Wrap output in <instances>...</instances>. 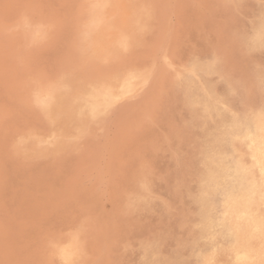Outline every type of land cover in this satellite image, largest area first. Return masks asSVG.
Here are the masks:
<instances>
[{
  "label": "rangeland",
  "instance_id": "rangeland-1",
  "mask_svg": "<svg viewBox=\"0 0 264 264\" xmlns=\"http://www.w3.org/2000/svg\"><path fill=\"white\" fill-rule=\"evenodd\" d=\"M94 1H97V0H0V110H1L0 112H1V116L2 115L4 116V113H5V116L4 117L2 116L3 118L0 116V121H1L0 122L1 124L0 125V131H1L0 132V144H1L0 145V157H1L0 158V177H1L0 178V215H1L0 216V226H1L0 227V244L1 245L0 246L2 247V245H4V247L2 248L5 249L3 250L0 247V252H3V253H0V256H1L0 263L1 264L3 263L4 264H17V263L18 264H78V263L79 264H88V263L95 264L96 262V264H103V263L104 264H157V263L158 264H189V263L190 264H201L198 259V255H197V247H198L197 245L199 244L198 243L199 242V239H198V228L199 227H198V224H196L197 223L196 216H197L198 211H200L205 206L204 200L207 201L211 195L214 197L216 195L217 198H219L220 196V192L218 193L219 188L217 191V187L213 188L211 186L209 187L207 186L206 179H205L206 169L208 165L210 164L211 159L214 156L213 152L216 150V148L222 147L224 143H226L225 124L227 123L228 118L232 114H235L238 116L242 114L249 115L250 113L255 112L256 108L257 109L264 108V102H263L264 96L261 95V93L263 94V85H262L263 83L261 82L263 78L262 76H264V56H263L264 55V45H259L254 41L255 31L258 28L260 21L264 19V0H230V1L229 0H173V1L170 0L171 2H168V3L166 0H155V1L154 0H110V1L109 0H101V1L98 0L100 2L98 1L94 2ZM132 1L137 2V3H133ZM151 1H153V3ZM156 1H157V4L155 3ZM101 2H102V5H101ZM104 3L107 5H105ZM154 4L157 5V8ZM199 5H200V8H199ZM30 8L32 11L30 10ZM169 9H172V10H170L169 12L168 11ZM203 10L204 12L205 11L206 12L205 13L202 12ZM164 11H166V14L164 13ZM138 13L139 14L141 13V14L139 15ZM146 13L148 14V17L145 16ZM24 16H26V18ZM52 16H55L56 18L54 17L52 18ZM140 16H141V19H140ZM20 17H24V18H20ZM108 17L109 19H106ZM209 17H211L212 19ZM43 18L45 19V21L43 20ZM136 18L137 20H135ZM230 18L233 20V22ZM22 19L26 21L24 22V20ZM37 19H39V21ZM85 19H88L90 21L85 20ZM101 19H102V22L100 21ZM105 20H107V22ZM140 20L142 22H140ZM224 20L226 21L227 24L225 23ZM249 20L252 23H250ZM38 22L41 25H39ZM36 23L37 25L34 26V24ZM107 23H110L111 26L108 24V26H110L108 27ZM116 23H120L119 24L120 27H118V24ZM122 23L124 27L123 25H121ZM144 24L145 26H143ZM202 24L205 26V29ZM15 25L16 27H14ZM141 25L142 27H140ZM161 25L164 27H162ZM1 26L3 29L1 28ZM8 26L10 30L8 29ZM30 26H32L34 29ZM8 30H9V33H8ZM245 30L246 32H248L247 34ZM43 31L45 32V35ZM159 32L161 34H159ZM121 34L124 36H122ZM129 34L131 35V37ZM118 35L119 36L121 35V36L119 37ZM25 38L27 39V41H25ZM125 38L127 40H125ZM131 39H133V41ZM167 47H169V49H167ZM166 49L168 51H166ZM155 50H156L157 55L155 53ZM53 51H54V54H53ZM166 54L168 55L166 56ZM253 55L254 57H252ZM179 58H181V60H179ZM170 59H172L173 61ZM226 59L229 61H227ZM246 59L248 60L246 61ZM155 60L157 61L160 60V61L158 63ZM161 60L162 61L164 60V61L162 62ZM151 63H153L152 66H151ZM156 63H158L157 67H156ZM153 65L156 67L154 68L155 70L153 69L154 67ZM148 67L149 68L151 67L152 69H149ZM45 69L47 70V72L45 71ZM145 69L149 71V73L145 72ZM187 69L189 70L188 73H187ZM41 70H43V72H41ZM150 70H153V72L151 71V75H150ZM35 74H38V75H35ZM234 75L236 77H234ZM218 76L220 77L218 78ZM245 76L246 77L248 76V78H246ZM257 76L258 78H256ZM144 77L145 78L150 77V78L145 79ZM156 77L158 78L156 79ZM29 78L30 79L32 78L31 80L33 81L35 80V81L34 82L31 81ZM65 78H67L68 80ZM76 82L78 83V85ZM22 83L25 86H22L23 85ZM36 83H38L39 86ZM145 83L148 85V87ZM69 84H71L72 89L69 87ZM149 84L151 85V87L149 86ZM143 85L145 86V88ZM161 86L163 89L161 88ZM61 87L64 89H61ZM103 87H105V89ZM29 88H31L32 90ZM140 89L143 91L145 89L146 90L151 89L152 91L150 90L147 93V91L145 90L144 91L145 93H144L142 91H139ZM71 91L73 93H71ZM131 91H135V93L134 92L131 93ZM39 93L41 94V97ZM68 93L69 94L71 93L70 94L71 96ZM77 93H80V95L81 94L82 95L80 96ZM146 93L149 95H145ZM166 93H168L169 96ZM181 93L185 94L184 97L182 96L183 94ZM127 94L129 95V97L127 96ZM247 94H249L250 96L248 95L247 97ZM82 96L85 97V99H81ZM38 97L41 99L43 97L45 98L41 100V99H38ZM90 97L92 99H89ZM130 97L133 99H131ZM138 98L141 99L143 102L139 100ZM128 99H130V101L133 100L134 102L132 103L130 101H127ZM146 99L147 100L149 99V100L147 101ZM99 100L102 102H100ZM154 100L156 102H154ZM62 101L63 102L65 101V102L63 103ZM107 101H109V103ZM56 102L57 104H55ZM72 102H73V105H71ZM12 103H13V106H12ZM105 104H108V106ZM110 104L112 106H110ZM250 104L253 107H251ZM130 105H132V108L134 109L130 110ZM164 105H165V108H164ZM186 105H188L190 108L188 106L186 108L185 107ZM126 106L128 108H126ZM193 106H196V107H193ZM113 107L115 108L118 107V109L117 108L115 109ZM139 107H143L144 109L139 108ZM61 108H64V109H61ZM106 108L107 110H105ZM112 108L114 110H112ZM135 109L137 110L136 113H135ZM139 109H142V111ZM104 110L106 112H104ZM217 110L219 112L220 117L218 115ZM118 112H120L121 114ZM188 112L189 113L191 112V113L189 114ZM71 113L73 115H71ZM104 114L106 115V117H104ZM108 114H110L111 117ZM94 116H98V117H94ZM131 116L133 117L131 118ZM72 117L74 118L73 120H72ZM133 118L136 120V122ZM107 119H109L110 122L107 121ZM113 119H114V122L117 121L116 125L113 122ZM57 121H60V122H57ZM85 121L86 123H83ZM89 121L92 123H90ZM103 121L104 122L106 121V122L104 123ZM120 124L122 125L120 126ZM157 124L159 126H157ZM81 125H85V126H81ZM104 125H107V126H104ZM102 128L103 129L107 128V129H105L106 130L105 131V130H102ZM180 128L182 130H180ZM199 128L200 129L202 128V129L200 130ZM61 129H64V130L61 131ZM78 129L80 130V132L83 131V133L85 134L80 133ZM43 130H45V132ZM85 130L87 131V133ZM102 131L104 132L102 133ZM72 132H74V134ZM92 132H93V135H92ZM195 132L197 136H195ZM220 132L222 135L220 134ZM32 133L36 135V138ZM96 133H98L97 134L98 136L95 135ZM30 134L32 135L30 136ZM77 136L79 137L78 139L76 138ZM37 137L41 139L42 137H45V138H43L42 140H39ZM47 138H49V141ZM163 139L165 141L167 140L166 141L167 143ZM197 139L199 140L197 141ZM221 139H223L224 141H222ZM233 139H231L228 143V150L230 149L231 154L235 155L236 157L239 156V158L241 159L243 158V162L248 164V158L245 155L246 148H245V142L243 138H240L239 140L238 137H235ZM33 140L34 141L37 140L40 142L36 141L34 143ZM58 140L61 143H59ZM192 140L193 141L195 140V143ZM71 141L73 143H71ZM75 141L77 143H75ZM69 145H71L70 146L71 148L75 147V149H71V148L68 149ZM88 145L89 147H85ZM202 145H205L204 148ZM34 146H37V147H34ZM235 146L238 148V150ZM28 148H31V149H28ZM104 151H105V154H104ZM170 151L175 155H173ZM100 152H102L101 155H100ZM37 154H40V155H37ZM178 154H180L182 158ZM96 155H100V156L98 157ZM103 156L105 158H103ZM55 158L57 159L55 160ZM97 159L99 160L100 163L95 161ZM176 160H179V161H176ZM201 160L204 162L205 165L203 164ZM137 165L139 167H137ZM99 166H101L100 167L101 169L99 168ZM150 166L152 169L150 168ZM107 168L109 172L106 171ZM95 170H97V172H100V173H96ZM137 170H139L138 173L136 172ZM185 170L187 171V173ZM191 170H193L192 173H191ZM134 172H135V175H134ZM85 173L86 174L89 173V175H86ZM33 175H35V178H33L34 177ZM142 175L145 179L141 177ZM135 179H136V182H134ZM10 181H12V183H10ZM118 181H119V184H118ZM82 182H85L86 184ZM143 182L146 185H144ZM203 182H205L206 184ZM180 183H182L183 186ZM78 184L80 186H78ZM65 185L67 187H65ZM145 186L146 188H144ZM43 187L45 188V190ZM135 188H136V191L134 190ZM151 188H153L155 191ZM204 189L206 190L204 191ZM51 191L53 192L51 193ZM85 191H87L88 193L87 192L85 193ZM198 191H201V192H198ZM206 192L208 195L206 194ZM213 192L215 194H213ZM22 193L24 195H22ZM189 193L192 195H190ZM152 195L155 198H153ZM77 196L80 199H78ZM161 196L162 198H165L163 199L164 202L163 200H161L162 199ZM188 196L189 197L192 196V197L189 198ZM22 197H24V199ZM203 197H204V200H203ZM20 198L23 200H21ZM57 200H61V201H57ZM93 202H94V205H93ZM193 202H195V204ZM24 203H26V205H24ZM122 205L124 206V208ZM102 207L104 208L102 209ZM112 207H113V210H112ZM142 207L145 209H143ZM170 209L172 211H170ZM32 212L33 213L35 212V213L33 214ZM100 212H102L103 214ZM22 214L23 216H21ZM181 215H182V218H181ZM94 216L95 218H93ZM26 217H27V220H26ZM114 219L116 220L114 221ZM88 220L90 224L88 223ZM69 221L71 222L69 223ZM105 222L107 223V225H105L106 224ZM129 222L132 223L133 225L132 224L129 225ZM108 225H109V229L106 228V226ZM128 225L131 226L132 228L129 227ZM6 227L10 229H7ZM90 227L92 228L91 230H90ZM187 228L189 229L187 230ZM76 229H78L79 232ZM72 230L74 232H71ZM153 231H157V232H153ZM165 231L167 233L169 232V236ZM171 231H174V233ZM17 232L19 233L17 234ZM91 232H94V233H91ZM150 233H154V234H150ZM180 234L183 237H181ZM156 235H158L157 236L158 238H156ZM178 235H180L179 236L180 238L179 237L177 238ZM152 236L154 239L152 238ZM141 237L144 240H142ZM145 237L146 239L147 238L148 239L146 240ZM75 238L78 240H76ZM161 238L163 239L161 240ZM139 239L142 241H140ZM164 239H167V240H164ZM5 241L7 242L5 243ZM80 241L81 243H78ZM138 241L141 242L142 244L139 243ZM149 241H152V242L149 243ZM180 241L182 242L180 243ZM147 243L151 245L148 244V247H147ZM141 245L146 246L147 249ZM28 246L30 248H28ZM141 247H143L142 248L143 250L141 249ZM149 247L151 248L149 249ZM182 247L183 248L185 247V248L183 249ZM153 248H156V249H153ZM189 251H191L192 253L191 252L189 253ZM81 252L83 253V256ZM178 252L180 254H178ZM56 253H58V255ZM140 253L142 254V256L140 255ZM20 254L22 256H20ZM188 255H190V257ZM169 256L171 258H169ZM96 257L97 259H95ZM58 258L60 260H58ZM175 258L178 259V262L177 260H175ZM217 263L218 264H232V257L228 253L220 252L216 257V264Z\"/></svg>",
  "mask_w": 264,
  "mask_h": 264
},
{
  "label": "bare ground",
  "instance_id": "bare-ground-1",
  "mask_svg": "<svg viewBox=\"0 0 264 264\" xmlns=\"http://www.w3.org/2000/svg\"><path fill=\"white\" fill-rule=\"evenodd\" d=\"M98 1V0H97ZM97 1H94V2H97ZM101 1V0H100ZM100 1H98V2H100ZM110 1V0H109ZM155 1V0H154ZM167 1V3L168 2H171L170 0L168 1V0H166ZM173 1V0H172ZM230 1V0H229ZM133 2V1H132ZM152 3H153V1H151ZM160 2V1H159ZM62 3V2H61ZM81 3V2H80ZM133 3H137V2H133ZM156 4H157V1L155 2ZM167 3H166V5H167ZM208 3V2H207ZM209 3H211V2H209ZM212 3H214V2H212ZM63 4H64V2H63ZM105 4V3H104ZM109 4V3H108ZM151 4V3H150ZM173 4V3H172ZM219 4V3H218ZM257 4V3H256ZM68 5V4H67ZM71 5V4H70ZM93 5V4H92ZM101 5H102V2H101ZM100 5V6H101ZM105 5H107V4H105ZM110 5H112V4H110ZM155 5V4H154ZM181 5V4H180ZM205 5V4H204ZM216 5V4H215ZM30 6V5H29ZM95 6V5H94ZM104 6V5H103ZM102 6V7H103ZM144 6V5H143ZM156 6V8H157V5H155ZM169 6V5H168ZM167 6V7H168ZM173 6V5H172ZM175 6H176V4H175ZM188 6V5H187ZM50 7V6H49ZM64 7V6H63ZM71 7V6H70ZM85 7H87V6H85ZM98 7V6H97ZM141 7V6H140ZM145 7H147V6H145ZM144 7V8H145ZM150 7V6H149ZM204 7V6H203ZM217 7H218V5H217ZM29 8V7H28ZM53 8V7H52ZM117 8V7H116ZM139 8V7H138ZM143 8V7H142ZM151 8H152V6H151ZM165 8V7H164ZM172 8V7H171ZM177 8V7H176ZM199 8H200V5H199ZM60 9V8H59ZM99 9V8H98ZM102 9V8H101ZM100 9V10H101ZM137 9V8H136ZM140 9V8H139ZM168 9V8H167ZM167 9H165V10H167ZM180 9H182V8H180ZM194 9V8H193ZM202 9V8H201ZM251 9H252V7H251ZM29 10V9H28ZM27 10V11H28ZM30 10H31V8H30ZM34 10V9H33ZM51 10H53V9H51ZM58 10V9H57ZM106 10V9H105ZM145 10V9H144ZM164 10V9H163ZM170 10H172V9H169L168 11L170 12ZM185 10V9H184ZM218 10V9H217ZM32 11V10H31ZM64 11H65V9H64ZM63 11V12H64ZM79 11V10H78ZM167 11V12H168ZM62 12V11H61ZM82 12V11H81ZM163 12V11H162ZM188 12V11H187ZM196 12V11H195ZM202 12H204V10L202 11ZM206 12V11H205ZM204 12V13H205ZM223 12V11H222ZM25 13V12H24ZM34 13V12H33ZM41 13V12H40ZM45 13V12H44ZM58 13V12H57ZM92 13V12H91ZM115 13V12H114ZM113 13V14H114ZM116 13H117V11H116ZM164 13L166 14V11H164ZM172 13V12H171ZM30 14V13H29ZM28 14V15H29ZM32 14V13H31ZM36 14V13H35ZM46 14V13H45ZM66 14V13H65ZM64 14V15H65ZM74 14V13H73ZM139 14V13H138ZM141 14V13H140ZM139 14V15H140ZM169 14V13H168ZM195 14V13H194ZM210 14V13H209ZM209 14H207V15H209ZM27 15V16H28ZM48 15V14H47ZM46 15V16H47ZM67 15V14H66ZM65 15V16H66ZM187 15V14H186ZM30 16V15H29ZM45 16V15H44ZM43 16V17H44ZM50 16V15H49ZM56 16V15H55ZM55 16H52V18L54 17V18H56ZM115 16V15H114ZM129 16V15H128ZM145 16H147L148 17V14L146 13V15ZM159 16V15H158ZM196 16V15H195ZM201 16V15H200ZM216 16V15H215ZM10 17V16H9ZM25 18H26V16H24ZM24 17H20V18H24ZM36 17H38V16H36ZM35 17V18H36ZM106 17V16H105ZM117 17V16H116ZM130 17H131V15H130ZM129 17V18H130ZM155 17H156V15H155ZM214 17V16H213ZM220 17H221V15H220ZM219 17V18H220ZM225 17V16H224ZM223 17V18H224ZM230 17V16H229ZM232 17V16H231ZM41 18V17H40ZM61 18V17H60ZM118 18V17H117ZM143 18V17H142ZM176 18V17H175ZM204 18V17H203ZM209 18H211V17H209ZM251 18V17H250ZM28 19V18H27ZM106 19H109V17L108 18H106ZM131 19V18H130ZM139 19V18H138ZM140 19H141V16H140ZM145 19H146V17H145ZM148 19V18H147ZM166 19H167V17H166ZM212 19V18H211ZM226 19V18H225ZM231 19V18H230ZM234 19V18H233ZM246 19H248V18H246ZM6 20V19H5ZM22 20H24V19H22ZM38 21H39V19H37ZM41 20V19H40ZM43 20L45 21V19L43 18ZM57 20V19H56ZM76 20H78V19H76ZM85 20H88V19H85ZM135 20H137V18L135 19ZM163 20V19H162ZM172 20V19H171ZM179 20V19H178ZM229 20V19H228ZM232 20V19H231ZM26 20H24V22H25ZM33 21V20H32ZM35 21H36V19H35ZM52 21V20H51ZM66 21V20H65ZM80 21H82V20H80ZM88 21H90V20H88ZM101 22H102V19L100 20ZM106 22H107V20H105ZM119 21V20H118ZM122 21V20H121ZM211 21V20H210ZM225 21V20H224ZM236 21H238V20H236ZM242 21H244V20H242ZM254 21V20H253ZM6 22H8V21H6ZM23 22V23H24ZM31 22V21H30ZM41 22V21H40ZM48 22V21H47ZM50 22V21H49ZM59 22V21H58ZM61 22V21H60ZM98 22V21H97ZM116 22V21H115ZM140 22H142L141 20H140ZM188 22V21H187ZM198 22V21H197ZM201 22V21H200ZM218 22V21H217ZM232 22H233V20H232ZM249 22H250V20H249ZM5 23V22H4ZM35 23V22H34ZM43 23V22H42ZM51 23V22H50ZM86 23V22H85ZM90 23V22H89ZM103 23H104V21H103ZM114 23V22H113ZM136 23H138V22H136ZM153 23V22H152ZM155 23V22H154ZM166 23V22H165ZM165 23H164V25H165ZM225 23H226V21H225ZM250 23H252V22H250ZM3 24V23H2ZM9 24V23H8ZM17 24V23H16ZM25 24H27V23H25ZM38 24L39 25H41L39 22H38ZM52 24V23H51ZM100 24V23H99ZM108 24L110 25V23H107V26H108ZM115 24V23H114ZM116 24H118V27H120L119 26V24L120 23H116ZM183 24V23H182ZM205 24H206V22H205ZM227 24V23H226ZM232 24V23H231ZM13 25H14V23H13ZM12 25V26H13ZM29 25V24H28ZM31 25V24H30ZM35 25H37V23L36 24H34V26ZM121 25H123V23L121 24ZM163 25V24H162ZM161 25V26H162ZM186 25V24H185ZM201 25V24H200ZM203 25V24H202ZM218 25H219V23H218ZM12 26H10V27H12ZM26 26V25H25ZM33 26V25H32ZM32 26H30V27H32ZM45 26V25H44ZM111 26V25H110ZM110 26H108V27H110ZM139 26V25H138ZM143 26H145V24L143 25ZM177 26V25H176ZM175 26V27H176ZM183 26V25H182ZM204 26V25H203ZM212 26V25H211ZM221 26V25H220ZM227 26V25H226ZM225 26V27H226ZM236 26V25H235ZM246 26V25H245ZM4 27V26H3ZM6 27V26H5ZM14 27H16V25L14 26ZM38 27V26H37ZM59 27V26H58ZM116 27V26H115ZM123 27H124V25H123ZM133 27V26H132ZM132 27H130V28H132ZM140 27H142V25L140 26ZM162 27H164V26H162ZM161 27V28H162ZM1 28H2V26H1ZM33 28V27H32ZM40 28H41V26H40ZM128 28V27H127ZM154 28H156V27H154ZM160 28V29H161ZM214 28V27H213ZM217 28V27H216ZM232 28V27H231ZM250 28V27H249ZM3 29V28H2ZM8 29H9V26H8ZM34 29V28H33ZM45 29V28H44ZM86 29V28H85ZM136 29V28H135ZM143 29H144V27H143ZM164 29V28H163ZM162 29V30H163ZM169 29V28H168ZM174 29V28H173ZM192 29V28H191ZM200 29V28H199ZM203 29V28H202ZM204 29H205V26H204ZM220 29V28H219ZM229 29H230V27H229ZM237 29V28H236ZM6 30V29H5ZM10 30V29H9ZM9 30H8V33H9ZM37 30V29H36ZM131 30H133V29H131ZM141 30V29H140ZM233 30H234V28H233ZM155 31V30H154ZM160 31V30H159ZM168 31V30H167ZM185 31V30H184ZM188 31V30H187ZM215 31V30H214ZM219 31V30H218ZM237 31V30H236ZM5 32V31H4ZM24 32V31H23ZM35 32V31H34ZM44 32V31H43ZM66 32V31H65ZM113 32V31H112ZM131 32V31H130ZM180 32V31H179ZM222 32V31H221ZM244 32V31H243ZM245 32H246V30H245ZM135 33V32H134ZM145 33V32H144ZM164 33V32H163ZM172 33V32H171ZM188 33V32H187ZM207 33H209V32H207ZM233 33V32H232ZM248 32H246V34H247ZM26 34V33H25ZM39 34V33H38ZM66 34V33H65ZM120 34V33H119ZM140 34V33H139ZM151 34H153V33H151ZM159 34H161L160 32H159ZM176 34V33H175ZM190 34V33H189ZM205 34V33H204ZM242 34V33H241ZM44 35H45V32H44ZM43 35V36H44ZM122 35V34H121ZM120 35V36H121ZM125 35H127V34H125ZM130 35V34H129ZM144 35H146V34H144ZM148 35V34H147ZM187 35V34H186ZM119 36V35H118ZM117 36V37H118ZM119 36V37H120ZM122 36H124V35H122ZM149 36V35H148ZM210 36V35H209ZM212 36V35H211ZM244 36V35H243ZM13 37V36H12ZM26 37V36H25ZM41 37V36H40ZM39 37V38H40ZM118 37V38H119ZM130 37H131V35H130ZM129 37V38H130ZM137 37V36H136ZM162 37V36H161ZM171 37V36H170ZM183 37V36H182ZM28 38V37H27ZM43 38V37H42ZM100 38V37H99ZM126 38H128V37H126ZM125 38V40H127ZM139 38V37H138ZM154 38V37H153ZM155 38H156V36H155ZM173 38V37H172ZM206 38V37H205ZM224 38V37H223ZM10 39V38H9ZM45 39V38H44ZM43 39V40H44ZM120 39V38H119ZM148 39V38H147ZM146 39V40H147ZM202 39V38H201ZM208 39V38H207ZM217 39V38H216ZM232 39V38H231ZM236 39V38H235ZM39 40H41V39H39ZM46 40V39H45ZM44 40V41H45ZM112 40V39H111ZM114 40V39H113ZM115 40H116V38H115ZM132 41H133V39H131ZM149 40V39H148ZM168 40V39H167ZM171 40V39H170ZM179 40H181V39H179ZM25 41H27V39L25 38ZM54 41V40H53ZM165 41V40H164ZM173 41V40H172ZM185 41V40H184ZM250 41V40H249ZM254 41L257 43V44H259V45H264V19L263 20H261L260 21V23H259V26H258V28L256 29V31H255V34H254ZM39 42V41H38ZM88 42V41H87ZM106 42V41H105ZM148 42V41H147ZM221 42V41H220ZM220 42H219V44H220ZM242 42V41H241ZM248 42V41H247ZM20 43V42H19ZM26 43H28V42H26ZM34 43V42H33ZM37 43V42H36ZM155 43V42H154ZM158 43H159V41H158ZM164 43V42H163ZM171 43V42H170ZM214 43V42H213ZM119 44V43H118ZM125 44V43H124ZM156 44V43H155ZM162 44V43H161ZM169 44V43H168ZM167 44V45H168ZM172 44V43H171ZM224 44V43H223ZM180 45V44H179ZM234 45V44H233ZM4 46V45H3ZM161 46V45H160ZM203 46V45H202ZM227 46V45H226ZM15 47V46H14ZM149 47H150V45H149ZM206 47H207V45H206ZM229 47V46H228ZM238 47H240V46H238ZM22 48H24V47H22ZM46 48V47H45ZM166 48V47H165ZM204 48V47H203ZM230 48V47H229ZM246 48V47H245ZM21 49V48H20ZM141 49V48H140ZM167 49H169V47H167ZM166 49V51H168ZM182 49V48H181ZM216 49H217V47H216ZM215 49V50H216ZM236 49V48H235ZM249 49H251V48H249ZM179 50V49H178ZM224 50V49H223ZM91 51V50H90ZM99 51V50H98ZM145 51V50H144ZM159 51V50H158ZM131 52V51H130ZM165 52V51H164ZM182 52V51H181ZM180 52V53H181ZM232 52H233V50H232ZM242 52V51H241ZM155 53H156V50H155ZM160 53H161V51H160ZM168 53V52H167ZM246 53H247V51H246ZM249 53V52H248ZM260 53H262V52H260ZM53 54H54V51H53ZM154 54V53H153ZM192 54V53H191ZM231 54V53H230ZM3 55V54H2ZM70 55V54H69ZM155 55V54H154ZM156 55H157V53H156ZM164 55V54H163ZM168 54H166V56H167ZM170 55H171V53H170ZM180 55V54H179ZM233 55V54H232ZM231 55V56H232ZM32 56V55H31ZM119 56V55H118ZM133 56V55H132ZM149 56V55H148ZM264 56V55H263ZM63 57V56H62ZM152 57V56H151ZM226 57V56H225ZM224 57V58H225ZM233 57V56H232ZM252 57H254V55L252 56ZM39 58V57H38ZM154 58H156V57H154ZM158 58V57H157ZM163 58H165V57H163ZM218 58V57H217ZM219 58H221V57H219ZM249 58V57H248ZM56 59V58H55ZM120 59V58H119ZM148 59H149V57H148ZM168 59H169V57H168ZM187 59V58H186ZM185 59V60H186ZM259 59V58H258ZM262 59V58H261ZM9 60V59H8ZM145 60V59H144ZM170 60H172V59H170ZM169 60V61H170ZM178 60V59H177ZM179 60H181V58H179ZM227 60V59H226ZM248 59H246V61H247ZM53 61V60H52ZM61 61V60H60ZM129 61V60H128ZM149 61H150V59H149ZM155 61H157V60H155ZM154 61V62H155ZM159 61L160 60H158L157 62L159 63ZM162 61V60H161ZM164 61V60H163ZM162 61V62H163ZM168 61V60H167ZM173 61V60H172ZM212 61V60H211ZM218 61V60H217ZM223 61V60H222ZM227 61H229V60H227ZM126 62V61H125ZM153 62V61H152ZM181 62V61H180ZM196 62V61H195ZM4 63H6V62H4ZM56 63H57V61H56ZM89 63V62H88ZM129 63V62H128ZM127 63V64H128ZM137 63V62H136ZM158 63H156V67H157V64ZM171 63V62H170ZM176 63V62H175ZM179 63V62H178ZM258 63V62H257ZM3 64V63H2ZM1 64V65H2ZM152 64L153 63H151V66H152ZM181 64V63H180ZM211 64H213V63H211ZM244 64V63H243ZM261 64V63H260ZM13 65V64H12ZM38 65V64H37ZM125 65V64H124ZM154 65H155V63H154ZM153 65V66H154ZM177 65V64H176ZM182 65V64H181ZM193 65V64H192ZM9 66V65H8ZM11 66V65H10ZM66 66V65H65ZM123 66V65H122ZM150 66V65H149ZM7 67V66H6ZM26 67V66H25ZM41 67V66H40ZM88 67V66H87ZM124 67V66H123ZM155 66L153 67V69L154 68H156ZM169 67V66H168ZM192 67V66H191ZM248 67V66H247ZM256 67V66H255ZM4 68V67H3ZM9 68V67H8ZM42 68V67H41ZM49 68V67H48ZM121 68V67H120ZM149 68V67H148ZM234 68V67H233ZM43 69V68H42ZM87 69V68H86ZM119 69V68H118ZM149 69H152L151 67L149 68ZM185 69V68H184ZM195 69H197V68H195ZM16 70V69H15ZM155 70V69H154ZM186 70V69H185ZM232 70V69H231ZM39 71V70H38ZM45 71L47 72V70L45 69ZM44 71V72H45ZM67 71V70H66ZM88 71H90V70H88ZM151 71L153 72V70H150V75H151ZM188 69H187V73H188ZM3 72V71H2ZM21 72V71H20ZM41 72H43V70H41ZM143 72V71H142ZM145 72H148L149 73V71H147L146 69H145ZM180 72V71H179ZM253 72V71H252ZM36 73H38V72H36ZM92 73V72H91ZM190 73V72H189ZM255 73V72H254ZM38 74H40V73H38ZM38 74H35V75H38ZM78 74V73H77ZM144 74V73H143ZM180 74V73H179ZM194 74V73H193ZM260 74V73H259ZM262 74V73H261ZM10 75V74H9ZM15 75H17V74H15ZM149 75V74H148ZM175 75V74H174ZM173 75V76H174ZM229 75V74H228ZM6 76V75H5ZM14 76V75H13ZM27 76V75H26ZM30 76V75H29ZM164 76V75H163ZM177 76V75H176ZM175 76V77H176ZM181 76V75H180ZM215 76H216V74H215ZM230 76V75H229ZM249 76V75H248ZM248 76L246 77V78H248ZM3 77V76H2ZM34 77V76H33ZM48 77V76H47ZM142 77V76H141ZM170 77V76H169ZM196 77V76H195ZM220 76H218V78H219ZM223 77V76H222ZM234 77H236L235 75H234ZM263 78H262V82L261 83H263L262 85H263V94L261 93V95L262 96H264V76H262ZM129 78H131V77H129ZM145 78V77H144ZM147 78H150V77H147ZM147 78H145V79H147ZM158 77H156V79H157ZM164 78V77H163ZM197 78V77H196ZM239 78V77H238ZM253 78V77H252ZM256 78H258V76L256 77ZM30 79V78H29ZM28 79V80H29ZM32 79V78H31ZM30 79V80H31ZM35 79V78H34ZM59 79V78H58ZM65 79H67V78H65ZM109 79V78H108ZM165 79V78H164ZM234 79V78H233ZM237 79V78H236ZM4 80V79H3ZM68 80V79H67ZM80 80V79H79ZM161 80V79H160ZM256 80V79H255ZM260 80V79H259ZM31 81H33V80H31ZM31 81H29V82H31ZM35 81V80H34ZM33 81V82H34ZM165 81H167V80H165ZM225 81H227V80H225ZM233 81V80H232ZM261 81V80H260ZM28 82V83H29ZM87 82V81H86ZM94 82V81H93ZM161 82V81H160ZM218 82V81H217ZM249 82V81H248ZM16 83V82H15ZM24 83V82H23ZM22 83V84H23ZM58 83V82H57ZM64 83H66V82H64ZM77 83V82H76ZM76 83H74V84H76ZM107 83V82H106ZM130 83V82H129ZM141 83V82H140ZM149 83V82H148ZM165 83V82H164ZM198 83V82H197ZM222 83V82H221ZM259 83V82H258ZM34 84V83H33ZM37 85H38V83H36ZM52 84V83H51ZM89 84V83H88ZM103 84V83H102ZM136 84V83H135ZM139 84V83H138ZM146 84V83H145ZM151 84V83H150ZM149 84V86L151 87V85ZM241 84V83H240ZM248 84H250V83H248ZM252 84V83H251ZM35 85V84H34ZM43 85V84H42ZM55 85V84H54ZM67 85V84H66ZM77 85H78V83H77ZM76 85V86H77ZM127 85V84H126ZM147 85V84H146ZM153 85V84H152ZM182 85V84H181ZM228 85V84H227ZM19 86V85H18ZM22 86H25L24 84L22 85ZM33 86V85H32ZM39 86V85H38ZM65 86V85H64ZM105 86V85H104ZM106 86H107V84H106ZM144 86V85H143ZM184 86V85H183ZM229 86V85H228ZM252 86V85H251ZM16 87V86H15ZM29 87V86H28ZM27 87V88H28ZM69 87L71 88V84H69ZM72 87H73V85H72ZM81 87H82V85H81ZM92 87V86H91ZM102 87V86H101ZM135 87V86H134ZM137 87V86H136ZM147 87H148V85H147ZM146 87V88H147ZM156 87V86H155ZM222 87V86H221ZM9 88V87H8ZM17 88V87H16ZM33 88V87H32ZM35 88V87H34ZM38 88V87H37ZM68 88V87H67ZM77 88V87H76ZM75 88V89H76ZM104 89H105V87H103ZM132 88V87H131ZM139 88V87H138ZM138 88H137V90H138ZM144 88H145V86H144ZM157 88V87H156ZM161 88H162V86H161ZM215 88V87H214ZM250 88V87H249ZM257 88H259V87H257ZM29 89H31V88H29ZM36 89V88H35ZM35 89H33V90H35ZM61 89H64V88H62L61 87ZM65 89H66V87H65ZM69 89V88H68ZM72 89V88H71ZM74 89V88H73ZM99 89V88H98ZM103 89V90H104ZM107 89V88H106ZM134 89V88H133ZM149 89V88H148ZM155 89V88H154ZM163 89V88H162ZM168 89V88H167ZM19 90V89H18ZM32 90V89H31ZM146 90V89H145ZM144 90V91H145ZM151 90V89H150ZM150 90H146L147 91V93L150 91ZM157 90H159V89H157ZM186 90V89H185ZM217 90V89H216ZM238 90H240V89H238ZM249 90V89H248ZM20 91V90H19ZM27 91V90H26ZM37 91V90H36ZM55 91V90H54ZM69 91V90H68ZM73 91V90H72ZM71 91V93H73ZM75 91V90H74ZM102 91V90H101ZM108 91V90H107ZM106 91V92H107ZM139 91H142V92H144L143 90H139ZM152 91V90H151ZM155 91V90H154ZM171 91V90H170ZM173 91H175V90H173ZM201 91V90H200ZM247 91V90H246ZM70 92V91H69ZM76 92V91H75ZM130 92V91H129ZM132 92H134L135 93V91H131V93ZM142 92H141V94H142ZM168 92V91H167ZM182 92V91H181ZM188 92H189V90H188ZM231 92V91H230ZM259 92V91H258ZM257 92V93H258ZM24 93V92H23ZM41 93V92H40ZM39 93V94H40ZM70 93V94H71ZM96 93H98V92H96ZM100 93H102V92H100ZM128 93V92H127ZM145 93V92H144ZM145 94V95H149V94ZM176 93V92H175ZM174 93V94H175ZM187 93V92H186ZM260 93V92H259ZM9 94V93H8ZM62 94V93H61ZM67 94V93H66ZM69 94V93H68ZM69 94V95H70ZM76 94V93H75ZM78 95H80V93H77ZM102 94H104V93H102ZM154 94V93H153ZM156 94H157V92H156ZM161 94V93H160ZM159 94V95H160ZM165 94V93H164ZM166 94H168V93H166ZM181 94H183V93H181ZM235 94V93H234ZM15 95V94H14ZM45 95H46V93H45ZM63 95V94H62ZM82 95V94H81ZM80 95V96H81ZM134 95V94H133ZM173 95V94H172ZM184 95L185 94H183L182 96L184 97ZM248 95L249 94H247V97H248ZM44 96V95H43ZM71 96V95H70ZM127 96L129 97V95L127 94ZM131 96V95H130ZM135 96V95H134ZM134 96H133V98H134ZM168 96H169V94H168ZM222 96V95H221ZM250 96V95H249ZM259 96V95H258ZM7 97V96H6ZM40 97H41V94H40ZM50 97V96H49ZM53 97V96H52ZM79 97V96H78ZM88 97H89V95H88ZM139 97V96H138ZM156 97V96H155ZM161 97V96H160ZM45 97H43L42 99L41 98H39L38 97V99H41V100H43ZM69 98H71V97H69ZM69 98H68V100H69ZM77 98V97H76ZM114 98V97H113ZM125 98V97H124ZM131 98V97H130ZM133 98H131V99H133ZM137 98V97H136ZM136 98H135V100H136ZM146 98H147V96H146ZM162 98V97H161ZM55 99V98H54ZM53 99V100H54ZM81 99H85V97H81ZM86 99H88V98H86ZM89 99H92L91 97L89 98ZM94 99V98H93ZM139 99V98H138ZM163 99V98H162ZM166 99V98H165ZM181 99V98H180ZM227 99V98H226ZM234 99V98H233ZM246 99V98H245ZM253 99V98H252ZM48 100V99H47ZM57 100H59V99H57ZM56 100V101H57ZM103 100V99H102ZM117 100V99H116ZM139 100H141V99H139ZM147 100V99H146ZM149 100V99H148ZM147 100V101H148ZM182 100V99H181ZM262 100V99H261ZM46 101V100H45ZM50 101V100H49ZM52 101V100H51ZM73 101V100H72ZM100 101V100H99ZM113 101V100H112ZM118 101V100H117ZM127 101H130V99H128ZM142 101V100H141ZM144 101H145V99H144ZM151 101V100H150ZM63 102V101H62ZM65 102V101H64ZM63 102V103H64ZM88 102V101H87ZM96 102H98V101H96ZM95 102V103H96ZM100 102H102V101H100ZM104 102V101H103ZM108 103H109V101H107ZM106 102V103H107ZM122 102V101H121ZM130 102H134L133 100L132 101H130ZM143 102V101H142ZM154 102H156L155 100H154ZM183 102V101H182ZM187 102V101H186ZM262 102V101H261ZM264 102V101H263ZM3 103V102H2ZM27 103H28V101H27ZM44 103V102H43ZM51 103V102H50ZM54 103V102H53ZM62 103V104H63ZM79 103V102H78ZM91 103V102H90ZM115 103V102H114ZM118 103V102H117ZM127 103V102H126ZM139 103V102H138ZM148 103V102H147ZM158 103V102H157ZM161 103H163V102H161ZM166 103V102H165ZM204 103V102H203ZM230 103V102H229ZM4 104V103H3ZM15 104V103H14ZM47 104H49V103H47ZM55 104H57V102L55 103ZM59 104V103H58ZM66 104V103H65ZM99 104H101V103H99ZM103 104V103H102ZM113 104V103H112ZM146 104V103H145ZM167 104V103H166ZM183 104V103H182ZM195 104V103H194ZM7 105V104H6ZM28 105H29V103H28ZM36 105V104H35ZM70 105V104H69ZM71 105H73V102H72V104ZM105 105H107L108 106V104H105ZM160 105V104H159ZM158 105V106H159ZM191 105V104H190ZM220 105V104H219ZM240 105H242V104H240ZM244 105V104H243ZM251 105V104H250ZM259 105H261V104H259ZM12 106H13V103H12ZM83 106V105H82ZM104 106V105H103ZM102 106V107H103ZM110 106H112L111 104H110ZM115 106H116V104H115ZM141 106V105H140ZM163 106V105H162ZM181 106V105H180ZM187 106L188 105H186L185 107L187 108ZM224 106V105H223ZM3 107V106H2ZM16 107V106H15ZM50 107V106H49ZM49 107H48V109H49ZM61 107V106H60ZM122 107V106H121ZM128 107H129V105H128ZM127 106H126V108H128ZM134 107H136V106H134ZM189 107V106H188ZM193 107H196V106H193ZM203 107V106H202ZM247 107V106H246ZM251 107H253L252 105H251ZM17 108V107H16ZM43 108V107H42ZM67 108V107H66ZM74 108H75V106H74ZM111 108V107H110ZM113 108H115V107H113ZM112 108V110H114ZM117 109H118V107H116ZM115 108V109H116ZM120 108V107H119ZM126 108H124V109H126ZM139 108H142V109H144L143 107H139ZM153 108V107H152ZM164 108H165V105H164ZM169 108V107H168ZM182 108V107H181ZM180 108V109H181ZM190 108V107H189ZM204 108V107H203ZM215 108H216V106H215ZM57 109H58V107H57ZM61 109H64V108H61ZM131 109H134V108H132V105H130V110ZM142 109H139V110H141L142 111ZM198 109V108H197ZM222 109V108H221ZM229 109V108H228ZM239 109V108H238ZM253 109V108H252ZM34 110V109H33ZM105 110H107V108L105 109ZM104 110V112H106ZM147 110H149V109H147ZM177 110V109H176ZM182 110V109H181ZM196 110V109H195ZM194 110V111H195ZM212 110V109H211ZM255 110V109H254ZM1 111V110H0ZM14 111V110H13ZM18 111H20V110H18ZM75 111V110H74ZM88 111V110H87ZM120 111V110H119ZM248 111H250V110H248ZM248 111H246V112H248ZM48 112V111H47ZM56 112V111H55ZM68 112H69V110H68ZM96 112V111H95ZM112 112V111H111ZM137 112V110L135 109V113ZM144 112V111H143ZM142 112V113H143ZM163 112H165V111H163ZM177 112V111H176ZM186 112V111H185ZM193 112V111H192ZM217 112H218V110H217ZM2 113H3V111H2ZM41 113V112H40ZM45 113H46V111H45ZM60 113H62V112H60ZM103 113V112H102ZM118 113H120V112H118ZM128 113H130V112H128ZM132 113H134V112H132ZM189 113V112H188ZM191 113V112H190ZM189 113V114H190ZM205 113H206V111H205ZM229 113V112H228ZM250 113V112H249ZM11 114V113H10ZM16 114V113H15ZM34 114V113H33ZM88 114V113H87ZM121 114V113H120ZM146 114V113H145ZM156 114V113H155ZM167 114V113H166ZM178 114V113H177ZM180 114V113H179ZM9 115V114H8ZM44 115V114H43ZM71 115H73L72 113H71ZM90 115V114H89ZM95 115V114H94ZM109 116H110V114H108ZM119 115V114H118ZM130 115V114H129ZM128 115V116H129ZM132 115V114H131ZM134 115V114H133ZM161 115V114H160ZM168 115V114H167ZM207 115H209V114H207ZM218 115H219V112H218ZM0 116H1V112H0ZM3 116V115H2ZM1 116V117H2ZM4 116H5V113H4ZM3 116V117H4ZM62 116V115H61ZM76 116V115H75ZM115 116H117V115H115ZM114 116V117H115ZM140 116V115H139ZM151 116H153V115H151ZM163 116H165V115H163ZM171 116V115H170ZM202 116V115H201ZM2 117V118H3ZM15 117H16V115H15ZM43 117V116H42ZM52 117V116H51ZM50 117V118H51ZM55 117H56V115H55ZM59 117V116H58ZM78 117V116H77ZM87 117V116H86ZM92 117V116H91ZM94 117H98V116H94ZM104 117H106V115L104 114ZM108 117V116H107ZM111 117V116H110ZM125 117H126V115H125ZM130 117V116H129ZM133 116H131V118H132ZM138 117V116H137ZM160 117V116H159ZM167 117V116H166ZM181 117H183V116H181ZM219 117H220V115H219ZM53 118V117H52ZM51 118V119H52ZM113 118V117H112ZM122 118V117H121ZM157 118V117H156ZM172 118V117H171ZM185 118V117H184ZM194 118V117H193ZM208 118H210V117H208ZM46 119V118H45ZM60 119V118H59ZM74 118L72 117V120H73ZM93 119V118H92ZM134 119V118H133ZM148 119V118H147ZM188 119V118H187ZM196 119V118H195ZM39 120V119H38ZM43 120V119H42ZM41 120V121H42ZM49 120V119H48ZM47 120V121H48ZM55 120V119H54ZM53 120V121H54ZM91 120V119H90ZM94 120V119H93ZM103 120H104V118H103ZM135 120V119H134ZM167 120V119H166ZM184 120V119H183ZM209 120H211V119H209ZM26 121V120H25ZM31 121V120H30ZM68 121V120H67ZM92 121V120H91ZM107 121H109L110 122V120L109 119H107ZM116 121V120H115ZM154 121V120H153ZM153 121H151V122H153ZM158 121V120H157ZM160 121H161V119H160ZM177 121V120H176ZM182 121V120H181ZM189 121V120H188ZM1 122V121H0ZM14 122V121H13ZM29 122V121H28ZM40 122V121H39ZM55 122V121H54ZM57 122H60V121H57ZM65 122H66V120H65ZM73 122H75V121H73ZM90 122V121H89ZM104 122V121H103ZM106 122V121H105ZM104 122V123H105ZM113 122H114V119H113ZM121 122V121H120ZM135 122H136V120H135ZM179 122V121H178ZM6 123V122H5ZM12 123V122H11ZM25 123H27V122H25ZM52 123V122H51ZM83 123H86V121L85 122H83ZM90 123H92V122H90ZM115 123V125H116V123H117V121L116 122H114ZM157 123V122H156ZM159 123V122H158ZM162 123V122H161ZM160 123V124H161ZM207 123V122H206ZM205 123V124H206ZM212 123H214V122H212ZM216 123V122H215ZM15 124V123H14ZM36 124H38V123H36ZM102 124V123H101ZM141 124V123H140ZM168 124V123H167ZM171 124V123H170ZM187 124V123H186ZM223 124V123H222ZM1 125V124H0ZM7 125V124H6ZM66 125V124H65ZM65 125H64V127H65ZM77 125V124H76ZM88 125V124H87ZM108 125V124H107ZM107 125H104V126H107ZM112 125V124H111ZM118 125H119V123H118ZM122 124H120V126H121ZM172 125V124H171ZM170 125V126H171ZM183 125V124H182ZM192 125V124H191ZM8 126V125H7ZM16 126V125H15ZM43 126V125H42ZM63 126V125H62ZM78 126V125H77ZM81 126H85V125H81ZM90 126V125H89ZM92 126V125H91ZM110 126V125H109ZM124 126V125H123ZM122 126V127H123ZM134 126V125H133ZM150 126V125H149ZM157 126H159L158 124H157ZM163 126V125H162ZM168 126V125H167ZM203 126V125H202ZM219 126V125H218ZM19 127V126H18ZM35 127H37V126H35ZM54 127V126H53ZM61 127V126H60ZM93 127V126H92ZM111 127V126H110ZM154 127V126H153ZM177 127V126H176ZM185 127V126H184ZM196 127V126H195ZM221 127V126H220ZM20 128V127H19ZM56 128H57V126H56ZM70 128H72V127H70ZM81 128V127H80ZM114 128V127H113ZM132 128V127H131ZM150 128V127H149ZM172 128V127H171ZM222 128V127H221ZM9 129V128H8ZM36 129H38V128H36ZM41 129V128H40ZM39 129V130H40ZM105 129H107V128H105ZM105 129H103L102 128V130H105ZM110 129V128H109ZM108 129V130H109ZM125 129V128H124ZM141 129H143V128H141ZM151 129H153V128H151ZM161 129V128H160ZM159 129V130H160ZM164 129V128H163ZM169 129V128H168ZM200 129V128H199ZM202 129V128H201ZM200 129V130H201ZM206 129V128H205ZM213 129V128H212ZM211 129V130H212ZM216 129V128H215ZM225 129H226V139H225V141H226V143H224V145L222 146V147H219V148H216V150L213 152L214 153V156H213V158L211 159V162H210V164L208 165V167H207V169H206V176H205V179H206V183H207V186L209 187V186H211V187H213V188H215V187H217V191H218V188H219V191H218V193L220 192V196H219V198H217L216 197V195H215V197L214 196H210V198L207 200V201H205L204 200V197H203V200H204V207L200 210V211H198V213H197V216H196V219H197V223L196 224H198V239H199V244L197 245L198 247H197V255H198V259H199V261H200V263L201 264H216V257H217V255L220 253V252H225V253H228V254H230L231 255V257H232V264H264V108L263 109H257L256 108V111L255 112H253V113H250L249 115L247 114V115H245V114H242V115H235V114H232L229 118H228V121H227V123L225 124ZM21 130V129H20ZM52 130V129H51ZM62 130H64V129H61V131ZM172 130V129H171ZM180 130H182L181 128H180ZM26 131V130H25ZM44 132H45V130H43ZM50 131V130H49ZM66 131V130H65ZM78 131L80 132V130L78 129ZM86 131V130H85ZM91 131V130H90ZM89 131V132H90ZM106 131V130H105ZM152 131V130H151ZM154 131V130H153ZM157 131V130H156ZM161 131V130H160ZM174 131H176V130H174ZM215 131V130H214ZM216 131H218V130H216ZM1 132V131H0ZM40 132V131H39ZM42 132V131H41ZM60 132V131H59ZM104 131H102V133H103ZM144 132H146V131H144ZM187 132V131H186ZM191 132V131H190ZM189 132V133H190ZM203 132H204V130H203ZM212 132V131H211ZM27 133V132H26ZM43 133V132H42ZM62 133V132H61ZM69 133V132H68ZM73 134H74V132H72ZM80 133H82V134H85V133H83V131L82 132H80ZM86 133H87V131H86ZM107 133V132H106ZM167 133V132H166ZM165 133V134H166ZM176 133V132H175ZM201 133V132H200ZM33 134V133H32ZM32 134H30V136L32 135ZM57 134V133H56ZM98 133H96L95 135H97ZM137 134V133H136ZM168 134V133H167ZM220 134H221V132H220ZM10 135V134H9ZM16 135V134H15ZM34 135V134H33ZM38 135V134H37ZM50 135V134H49ZM67 135V134H66ZM92 135H93V132H92ZM146 135V134H145ZM144 135V136H145ZM148 135V134H147ZM180 135V134H179ZM216 135V134H215ZM222 135V134H221ZM18 136V135H17ZM35 136V138H36V135H34ZM39 136V135H38ZM81 136V135H80ZM87 136V135H86ZM91 136V135H90ZM98 136V135H97ZM100 136V135H99ZM101 136H102V134H101ZM163 136H165V135H163ZM182 136V135H181ZM195 136H197L196 135V132H195ZM208 136V135H207ZM23 137H24V135H23ZM57 137H58V135H57ZM60 137H62V136H60ZM82 137V136H81ZM95 137V136H94ZM104 137V136H103ZM125 137V136H124ZM177 137H178V135H177ZM180 137V136H179ZM185 137H186V135H185ZM201 137V136H200ZM209 137V136H208ZM220 137H222V136H220ZM224 137V136H223ZM235 137H238L239 138V140H240V138H243V140H244V142H245V150H246V157L248 158V164H246V163H244L243 162V158L241 159V158H239V156L238 157H236L235 155H233V154H231V151H230V149L228 150V143H229V141L231 140V139H233V138H235ZM7 138V137H6ZM13 138V137H12ZM16 138V137H15ZM38 138V137H37ZM43 138H45V137H42V139ZM65 138V137H64ZM72 138V137H71ZM75 138V137H74ZM73 138V139H74ZM77 139L79 138L78 136L76 137ZM97 138V137H96ZM142 138H143V136H142ZM5 139V138H4ZM32 139V138H31ZM39 140H42L41 138H38ZM48 139V141H49V138H47ZM57 139V138H56ZM68 139V138H67ZM66 139V140H67ZM70 139V138H69ZM104 139V138H103ZM131 139H132V137H131ZM173 139V138H172ZM13 140V139H12ZM27 140V139H26ZM35 140V139H34ZM33 140V141H34ZM45 140V139H44ZM72 140V139H71ZM164 140V139H163ZM170 140V139H169ZM180 140V139H179ZM199 139H197V141H198ZM212 140V139H211ZM222 141H224L223 139H221ZM234 140V139H233ZM1 141H3V140H1ZM16 141V140H15ZM37 141V140H36ZM36 141H34V143L36 142ZM51 141V140H50ZM59 141V140H58ZM77 141V140H76ZM75 141V143H77ZM81 141H83V140H81ZM89 141V140H88ZM132 141V140H131ZM139 141V140H138ZM165 141V140H164ZM167 141V140H166ZM165 141V142H166ZM190 141H191V139H190ZM193 141V140H192ZM196 141V142H197ZM201 141V140H200ZM213 141V140H212ZM37 142H40V141H37ZM104 142H105V140H104ZM142 142V141H141ZM177 142H178V140H177ZM186 142H188V141H186ZM194 143H195V140L193 141ZM244 142H243V144H244ZM7 143V142H6ZM15 143V142H14ZM42 143V142H41ZM49 143V142H48ZM53 143H55V142H53ZM59 143H61L60 141H59ZM67 143V142H66ZM71 143H73L72 141H71ZM70 143V144H71ZM74 143V144H75ZM82 143V142H81ZM80 143V144H81ZM97 143V142H96ZM167 143V142H166ZM170 143V142H169ZM176 143V142H175ZM182 143V142H181ZM200 143V142H199ZM233 143H234V141H233ZM33 144V143H32ZM79 144V145H80ZM91 144V143H90ZM100 144V143H99ZM110 144V143H109ZM136 144V143H135ZM188 144V143H187ZM193 144V143H192ZM197 144V143H196ZM1 145V144H0ZM23 145V144H22ZM59 145V144H58ZM78 145V144H77ZM77 145H76V147H77ZM82 145V144H81ZM87 145V144H86ZM98 145V144H97ZM142 145V144H141ZM170 145V144H169ZM178 145V144H177ZM194 145V144H193ZM199 145V144H198ZM211 145V144H210ZM237 145V144H236ZM4 146V145H3ZM5 146H6V144H5ZM28 146V145H27ZM33 146V145H32ZM38 146H39V144H38ZM44 146V145H43ZM71 145H69V148L68 149H70L71 147H70ZM93 146V145H92ZM126 146V145H125ZM150 146V145H149ZM168 146V145H167ZM173 146V145H172ZM200 146V145H199ZM198 146V147H199ZM203 146V148H204V146L205 145H202ZM208 146V145H207ZM220 146H221V144H220ZM231 146V145H230ZM239 146V145H238ZM34 147H37V146H34ZM67 147V146H66ZM85 147H89V145L88 146H85ZM180 147H181V145H180ZM187 147V146H186ZM209 147V146H208ZM236 147V146H235ZM41 148V147H40ZM47 148V147H46ZM98 148V147H97ZM104 148V147H103ZM106 148V147H105ZM108 148V147H107ZM130 148H132V147H130ZM136 148V147H135ZM147 148V147H146ZM173 148V147H172ZM175 148V147H174ZM203 148H201V149H203ZM237 148V147H236ZM28 149H31V148H28ZM52 149V148H51ZM71 149H75V147L74 148H71ZM170 149V148H169ZM183 149V148H182ZM188 149V148H187ZM192 149V148H191ZM26 150V149H25ZM37 150H38V148H37ZM49 150V149H48ZM57 150V149H56ZM64 150H66V149H64ZM63 150V151H64ZM76 150H78V149H76ZM101 150H102V148H101ZM176 150H178V149H176ZM237 150H238V148H237ZM3 151V150H2ZM36 151V150H35ZM61 151V150H60ZM60 151H59V153H60ZM106 151V150H105ZM105 151H104V154H105ZM135 151V150H134ZM140 151V150H139ZM172 151V150H171ZM170 151V152H171ZM181 151V150H180ZM188 151V150H187ZM27 152H29V151H27ZM32 152V151H31ZM30 152V153H31ZM103 152V151H102ZM102 152H100V155L102 154ZM129 152V151H128ZM142 152V151H141ZM192 152H193V150H192ZM200 152V151H199ZM238 152V151H237ZM4 153V152H3ZM25 153V152H24ZM108 153V152H107ZM117 153V152H116ZM172 153V152H171ZM186 153V152H185ZM189 153H190V151H189ZM50 154V153H49ZM173 154V153H172ZM182 154V153H181ZM193 154V153H192ZM191 154V155H192ZM198 154V153H197ZM205 154V153H204ZM34 155V154H33ZM37 155H40V154H37ZM42 155V154H41ZM100 155H96V156H100ZM137 155V154H136ZM173 155H175V154H173ZM178 155H180V154H178ZM186 155V154H185ZM190 155V154H189ZM196 155V154H195ZM194 155V156H195ZM19 156V155H18ZM81 156V155H80ZM123 156V155H122ZM132 156V155H131ZM181 156V155H180ZM241 156V155H240ZM3 157V156H2ZM17 157V156H16ZM46 157V156H45ZM125 157V156H124ZM128 157V156H127ZM133 157V156H132ZM185 157V156H184ZM196 157V156H195ZM206 157H208V156H206ZM211 157V156H210ZM215 157V158H214ZM1 158V157H0ZM5 158H6V156H5ZM49 158V157H48ZM102 158V157H101ZM103 158H105L104 156H103ZM102 158V159H103ZM117 158V157H116ZM174 158H175V156H174ZM181 158H182V156H181ZM24 159V158H23ZM30 159V158H29ZM57 158H55V160H56ZM9 160H10V158H9ZM104 160V159H103ZM123 160V159H122ZM128 160V159H127ZM210 160V159H209ZM3 161V160H2ZM6 161H7V159H6ZM29 161V160H28ZM95 161H97L98 163H100L99 162V160L97 159V160H95ZM105 161H107V160H105ZM146 161V160H145ZM144 161V162H145ZM176 161H179V160H176ZM181 161V160H180ZM202 161V160H201ZM206 161V160H205ZM207 161H208V159H207ZM4 162V161H3ZM9 162V161H8ZM77 162V161H76ZM96 162V163H97ZM121 162V161H120ZM185 162V161H184ZM191 162V161H190ZM200 162V161H199ZM203 162V161H202ZM53 163V162H52ZM71 163V162H70ZM94 163V162H93ZM114 163V162H113ZM175 163V162H174ZM201 163V162H200ZM3 164H5V163H3ZM22 164H23V162H22ZM59 164V163H58ZM89 164V163H88ZM102 164V163H101ZM131 164H132V162H131ZM140 164V163H139ZM150 164V163H149ZM179 164V163H178ZM183 164V163H182ZM203 164H204V162H203ZM208 164V163H207ZM2 165V164H1ZM61 165V164H60ZM94 165V164H93ZM134 165V164H133ZM181 165V164H180ZM179 165V166H180ZM189 165V164H188ZM194 165V164H193ZM205 165V164H204ZM6 166V165H5ZM62 166V165H61ZM86 166H88V165H86ZM141 166V165H140ZM145 166V165H144ZM144 166H143V168H144ZM148 166V165H147ZM197 166V165H196ZM41 167V166H40ZM98 167V166H97ZM101 166H99V168H100ZM108 167V166H107ZM137 167H139L138 165H137ZM42 168V167H41ZM57 168V167H56ZM79 168V167H78ZM90 168V167H89ZM121 168V167H120ZM128 168V167H127ZM133 168V167H132ZM150 168H151V166H150ZM183 168V167H182ZM7 169V168H6ZM60 169V168H59ZM70 169V168H69ZM91 169V168H90ZM95 169V168H94ZM93 169V170H94ZM101 169V168H100ZM100 169H98V170H100ZM122 169V168H121ZM146 169V168H145ZM152 169V168H151ZM188 169V168H187ZM191 169H192V167H191ZM92 170V171H93ZM140 170V169H139ZM139 170H137L136 172L138 173V171ZM196 170V169H195ZM202 170V169H201ZM46 171V170H45ZM89 171V170H88ZM91 171V172H92ZM96 171V173H100V172H97V170H95ZM102 171V170H101ZM107 172H109L108 171V168H107V170H106ZM116 171V170H115ZM133 171V170H132ZM144 171V170H143ZM178 171V170H177ZM186 171V170H185ZM192 171L193 170H191V173H192ZM8 172V171H7ZM31 172V171H30ZM142 172V171H141ZM149 172V171H148ZM179 172V171H178ZM197 172H199V171H197ZM12 173H13V171H12ZM33 173V172H32ZM32 173H31V175H32ZM36 173V172H35ZM93 173V172H92ZM95 173V174H96ZM104 173V172H103ZM106 173V172H105ZM143 173V172H142ZM147 173V172H146ZM150 173H151V171H150ZM186 173H187V171H186ZM190 173V174H191ZM73 174V173H72ZM82 174V173H81ZM86 174V173H85ZM85 174H83V175H85ZM107 174V173H106ZM111 174H113V173H111ZM117 174V173H116ZM148 174V173H147ZM204 174V173H203ZM4 175V174H3ZM7 175V174H6ZM86 175H89V173L88 174H86ZM91 175H93V174H91ZM97 175V174H96ZM95 175V176H96ZM134 175H135V172H134ZM141 175V174H140ZM139 175V176H140ZM174 175H175V173H174ZM194 175V174H193ZM26 176V175H25ZM28 176V175H27ZM34 177L33 178H35V175H33ZM78 176V175H77ZM82 176V175H81ZM107 176V175H106ZM112 176V175H111ZM114 176V175H113ZM132 176V175H131ZM189 176V175H188ZM199 176V175H198ZM32 177V176H31ZM142 178H144L143 177V175L141 176ZM147 177V176H146ZM182 177V176H181ZM184 177V176H183ZM186 177V176H185ZM201 177H202V175H201ZM1 178V177H0ZM5 178H7V177H5ZM25 178V177H24ZM29 178V177H28ZM40 178V177H39ZM80 178V177H79ZM91 178V177H90ZM99 178H100V176H99ZM151 178V177H150ZM149 178V179H150ZM191 178V177H190ZM4 179V178H3ZM26 179V178H25ZM55 179V178H54ZM77 179V178H76ZM87 179V178H86ZM85 179V180H86ZM96 179V178H95ZM102 179V178H101ZM100 179V180H101ZM118 179V178H117ZM132 179V178H131ZM140 179V178H139ZM145 179V178H144ZM176 179V178H175ZM183 179V178H182ZM13 180V179H12ZM47 180V179H46ZM90 180V179H89ZM146 180H147V178H146ZM153 180V179H152ZM181 180V179H180ZM190 180V179H189ZM195 180H197V179H195ZM29 181V180H28ZM27 181V182H28ZM32 181V180H31ZM34 181H35V179H34ZM50 181V180H49ZM76 181V180H75ZM81 181V180H80ZM107 181V180H106ZM114 181V180H113ZM140 181V180H139ZM176 181H178V180H176ZM15 182V181H14ZM103 182V181H102ZM111 182V181H110ZM134 182H136V179H135V181ZM148 182V181H147ZM192 182H193V180H192ZM202 182V181H201ZM10 183H12V181H10ZM29 183V182H28ZM82 183H85V182H82ZM106 183V182H105ZM104 183V184H105ZM154 183V182H153ZM174 183V182H173ZM177 183V182H176ZM184 183V182H183ZM191 183V182H190ZM203 183H205V182H203ZM205 183V184H206ZM5 184V183H4ZM32 184V183H31ZM73 184H75V183H73ZM86 184V183H85ZM85 184H83V185H85ZM111 184V183H110ZM118 184H119V181H118ZM136 184V183H135ZM139 184H141V183H139ZM143 184H144V182H143ZM181 185H182V183H180ZM198 184V183H197ZM200 184V183H199ZM8 185V184H7ZM35 185V184H34ZM55 185H57V184H55ZM54 185V186H55ZM82 185V186H83ZM89 185H90V183H89ZM94 185V184H93ZM113 185V184H112ZM117 185V184H116ZM144 185H146V184H144ZM150 185V184H149ZM154 185V184H153ZM194 185V184H193ZM25 186V185H24ZM44 186V185H43ZM78 186H80L79 184H78ZM97 186V185H96ZM114 186V185H113ZM143 186V185H142ZM152 186V185H151ZM172 186V185H171ZM183 186V185H182ZM11 187V186H10ZM30 187V186H29ZM32 187H33V185H32ZM51 187V186H50ZM65 187H67L66 185H65ZM72 187V186H71ZM76 187V186H75ZM103 187V186H102ZM106 187V186H105ZM139 187H140V185H139ZM186 187V186H185ZM37 188V187H36ZM44 188V187H43ZM90 188V187H89ZM125 188H127V187H125ZM144 188H146V186L144 187ZM204 188V187H203ZM2 189V188H1ZM39 189V188H38ZM37 189V190H38ZM58 189H59V187H58ZM61 189V188H60ZM72 189V188H71ZM77 189V188H76ZM82 189V188H81ZM100 189H101V187H100ZM151 189H153V188H151ZM176 189V188H175ZM174 189V190H175ZM191 189V188H190ZM195 189V188H194ZM209 189V188H208ZM22 190V189H21ZM31 190V189H30ZM29 190V191H30ZM44 190H45V188H44ZM63 190V189H62ZM61 190V191H62ZM69 190V189H68ZM135 191H136V188L134 189ZM143 190V189H142ZM146 190V189H145ZM154 190V189H153ZM169 190V189H168ZM184 190V189H183ZM189 190V189H188ZM187 190V191H188ZM200 190V189H199ZM206 189H204V191H205ZM25 191V190H24ZM49 191V190H48ZM138 191V190H137ZM144 191V190H143ZM147 191V190H146ZM145 191V192H146ZM155 191V190H154ZM179 191V190H178ZM180 191H181V189H180ZM186 191V192H187ZM2 192H3V190H2ZM53 191H51V193H52ZM87 191H85V193H86ZM104 192V191H103ZM115 192V191H114ZM130 192V191H129ZM142 192V191H141ZM149 192V191H148ZM174 192V191H173ZM184 192V191H183ZM194 192V191H193ZM198 192H201V191H198ZM209 192V191H208ZM15 193H16V191H15ZM44 193V192H43ZM42 193V194H43ZM46 193V192H45ZM51 193H49V194H51ZM71 193V192H70ZM88 193V192H87ZM91 193V192H90ZM102 193V192H101ZM139 193V192H138ZM143 193V192H142ZM151 193V192H150ZM185 193V192H184ZM188 193V192H187ZM192 193V192H191ZM204 193V192H203ZM4 194V193H3ZM11 194V193H10ZM13 194V193H12ZM18 194V193H17ZM48 194V195H49ZM105 194V193H104ZM135 194V193H134ZM137 194V193H136ZM140 194V193H139ZM148 194V193H147ZM153 194V193H152ZM190 194V193H189ZM188 194V195H189ZM201 194V193H200ZM206 194H207V192H206ZM213 194H215L214 192H213ZM22 195H24L23 193H22ZM70 195V194H69ZM120 195H121V193H120ZM169 195V194H168ZM178 195H180V194H178ZM190 195H192V194H190ZM202 195V194H201ZM208 195V194H207ZM6 196V195H5ZM5 196H3V197H5ZM28 196V195H27ZM88 196V195H87ZM142 196V195H141ZM146 196H148V195H146ZM145 196V197H146ZM150 196V195H149ZM156 196V195H155ZM170 196V195H169ZM176 196V195H175ZM183 196V195H182ZM195 196H197V195H195ZM25 197V196H24ZM24 197H22L23 199H24ZM39 197V196H38ZM47 197V196H46ZM71 197H73V196H71ZM75 197V196H74ZM78 197V196H77ZM92 197V196H91ZM101 197V196H100ZM106 197V196H105ZM135 197V196H134ZM152 197H153V195H152ZM189 197V196H188ZM190 197H192V196H190ZM189 197V198H190ZM199 197V196H198ZM66 198V197H65ZM83 198H85V197H83ZM109 198H110V196H109ZM108 198V199H109ZM153 198H155V197H153ZM152 198V199H153ZM161 198H162V196H161ZM176 198V197H175ZM206 198V197H205ZM207 198H208V196H207ZM21 199V198H20ZM23 199H21V200H23ZM78 199H80L79 197H78ZM132 199H133V197H132ZM163 199H165V198H162L161 200H163ZM177 199V198H176ZM183 199V198H182ZM185 199H186V197H185ZM20 200V201H21ZM43 200V199H42ZM42 200H41V202H42ZM63 200V199H62ZM179 200V199H178ZM192 200V199H191ZM199 200H200V198H199ZM57 201H61V200H57ZM91 201V200H90ZM120 201V200H119ZM140 201V200H139ZM151 201H153V200H151ZM106 202V201H105ZM118 202V201H117ZM159 202V201H158ZM163 202H164V200H163ZM172 202V201H171ZM177 202V201H176ZM1 203H3V202H1ZM5 203H7V202H5ZM39 203V202H38ZM136 203V202H135ZM150 203V202H149ZM161 203V202H160ZM168 203V202H167ZM175 203V202H174ZM185 203V202H184ZM183 203V204H184ZM191 203V202H190ZM194 204H195V202H193ZM18 204V203H17ZM16 204V205H17ZM91 204V203H90ZM126 204V203H125ZM138 204V203H137ZM146 204V203H145ZM170 204V203H169ZM169 204H168V206H169ZM172 204V203H171ZM19 205V204H18ZM24 205H26V203H24ZM93 205H94V202H93ZM106 205H108V204H106ZM128 205V204H127ZM144 205V204H143ZM163 205V204H162ZM166 205V204H165ZM6 206V205H5ZM55 206H56V204H55ZM109 206H110V204H109ZM123 206V205H122ZM155 206H157V205H155ZM167 206V205H166ZM187 206V205H186ZM200 206H202V205H200ZM17 207V206H16ZM21 207V206H20ZM181 207H182V205H181ZM25 208V207H24ZM50 208V207H49ZM93 208H94V206H93ZM104 207H102V209H103ZM123 208H124V206H123ZM134 208V207H133ZM143 208V207H142ZM152 208V207H151ZM154 208H156V207H154ZM169 208H170V206H169ZM188 208V207H187ZM29 209V208H28ZM34 209H35V207H34ZM43 209V208H42ZM46 209V208H45ZM90 209V208H89ZM143 209H145V208H143ZM150 209V208H149ZM148 209V210H149ZM164 209V208H163ZM172 209V208H171ZM170 209V211H172ZM190 209V208H189ZM112 210H113V207H112ZM117 210V209H116ZM129 210V209H128ZM135 210V209H134ZM165 210V209H164ZM193 210V209H192ZM28 211V210H27ZM55 211V210H54ZM100 211H101V209H100ZM144 211V210H143ZM150 211V210H149ZM188 211V210H187ZM194 211V210H193ZM67 212V211H66ZM103 212V211H102ZM102 212H100V213H102ZM134 212V211H133ZM136 212V211H135ZM151 212H153V211H151ZM179 212V211H178ZM33 213V212H32ZM35 213V212H34ZM33 213V214H34ZM114 213V212H113ZM180 213V212H179ZM191 213V212H190ZM20 214H21V212H20ZM103 214V213H102ZM176 214V213H175ZM193 214V213H192ZM26 215V214H25ZM118 215V214H117ZM142 215V214H141ZM183 215V214H182ZM182 215H181V218H182ZM188 215V214H187ZM191 215V214H190ZM1 216V215H0ZM21 216H23V214L21 215ZM106 216V215H105ZM138 216V215H137ZM146 216V215H145ZM194 216V215H193ZM25 217V216H24ZM39 217V216H38ZM139 217V216H138ZM192 217V216H191ZM190 217V218H191ZM21 218V217H20ZM19 218V219H20ZM23 218V217H22ZM69 218V217H68ZM86 218V217H85ZM93 218H95V216L93 217ZM110 218V217H109ZM116 218V217H115ZM118 218V217H117ZM132 218V217H131ZM145 218V217H144ZM176 218V217H175ZM180 218V217H179ZM16 219V218H15ZM24 219V218H23ZM40 219V218H39ZM140 219V218H139ZM9 220V219H8ZM21 220V219H20ZM26 220H27V217H26ZM91 220V219H90ZM97 220H98V218H97ZM116 219H114V221H115ZM188 220H190V219H188ZM18 221V220H17ZM23 221V220H22ZM87 221V220H86ZM129 221V220H128ZM127 221V222H128ZM172 221V220H171ZM178 221V220H177ZM180 221H182V220H180ZM195 221V220H194ZM71 221H69V223H70ZM113 222V221H112ZM169 222V221H168ZM189 222V221H188ZM25 223V222H24ZM30 223V222H29ZM33 223V222H32ZM88 223H89V220H88ZM92 223H94V222H92ZM96 223V222H95ZM102 223H104V222H102ZM106 223V222H105ZM194 223V222H193ZM4 224V223H3ZM12 224V223H11ZM90 224V223H89ZM130 224H132V223H130L129 222V225ZM168 224H170V223H168ZM178 224V223H177ZM180 224V223H179ZM187 224V223H186ZM185 224V225H186ZM26 225V224H25ZM91 225H93V224H91ZM105 225H107V223L105 224ZM128 225V226H129ZM133 225V224H132ZM172 225V224H171ZM193 225H195V224H193ZM7 226V225H6ZM166 226V225H165ZM192 226V225H191ZM1 227V226H0ZM93 227V226H92ZM123 227V226H122ZM129 227H131V226H129ZM135 227H137V226H135ZM179 227V226H178ZM7 228V227H6ZM89 228V227H88ZM106 228H108L109 229V225L108 226H106ZM132 228V227H131ZM134 228V227H133ZM7 229H10V228H7ZM40 229V228H39ZM49 229V228H48ZM92 228L90 227V230H91ZM94 229H95V227H94ZM117 229V228H116ZM120 229H121V227H120ZM160 229H161V227H160ZM163 229V228H162ZM174 229V228H173ZM189 228H187V230H188ZM191 229H193V228H191ZM5 230V229H4ZM20 230V229H19ZM22 230V229H21ZM31 230V229H30ZM77 231H78V229H76ZM17 231V230H16ZM23 231V230H22ZM52 231V230H51ZM94 231V230H93ZM106 231H108V230H106ZM123 231V230H122ZM131 231V230H130ZM162 231V230H161ZM175 231V230H174ZM174 231H171V232H173L174 233ZM2 232V231H1ZM7 232V231H6ZM71 232H74L73 230L71 231ZM79 232V231H78ZM90 232V231H89ZM98 232V231H97ZM135 232V231H134ZM152 232V231H151ZM153 232H157V231H153ZM166 232V231H165ZM165 232H164V234H165ZM170 232V233H171ZM179 232V231H178ZM186 232V231H185ZM19 232H17V234H18ZM56 233H58V232H56ZM91 233H94V232H91ZM118 233V232H117ZM167 233V232H166ZM183 233V232H182ZM189 233V232H188ZM191 233H193V232H191ZM47 234V233H46ZM62 234V233H61ZM76 234V233H75ZM107 234H108V232H107ZM121 234V233H120ZM150 234H154V233H150ZM159 234V233H158ZM160 234H162V233H160ZM163 234V235H164ZM168 234V236H169V232L167 233ZM194 234H196V233H194ZM58 235V234H57ZM57 235H55V236H57ZM119 235V234H118ZM174 235H176V234H174ZM173 235V236H174ZM181 235V234H180ZM180 235H178L177 236V238L180 236ZM114 236H116V235H114ZM158 235H156V238H158L157 237ZM167 236V237H168ZM185 236V235H184ZM8 237H9V235H8ZM66 237V236H65ZM78 237V236H77ZM105 237H106V235H105ZM111 237H113V236H111ZM159 237H160V235H159ZM161 237H163V236H161ZM181 237H183L182 235H181ZM45 238V237H44ZM152 238H153V236H152ZM176 238V239H177ZM180 238V237H179ZM185 238V237H184ZM3 239V238H2ZM6 239V238H5ZM33 239V238H32ZM39 239V238H38ZM76 239V238H75ZM111 239V238H110ZM116 239V238H115ZM128 239H130V238H128ZM141 239H142V237H141ZM145 239H146V237H145ZM148 239V238H147ZM146 239V240H147ZM154 239V238H153ZM160 239V238H159ZM163 238H161V240H162ZM173 239H174V237H173ZM76 240H78V239H76ZM79 240H80V238H79ZM106 240H107V238H106ZM113 240V239H112ZM138 240V239H137ZM140 240V239H139ZM142 240H144V239H142ZM142 240H140V241H142ZM151 240V239H150ZM164 240H167V239H164ZM170 240V239H169ZM171 240H172V238H171ZM188 240V239H187ZM17 241V240H16ZM91 241V240H90ZM7 241H5V243H6ZM18 242V241H17ZM28 242V241H27ZM43 242H45V241H43ZM51 242V241H50ZM104 242V241H103ZM102 242V243H103ZM108 242V241H107ZM106 242V243H107ZM139 242V241H138ZM146 242V241H145ZM144 242V243H145ZM150 242H152V241H149V243ZM155 242V241H154ZM165 242V241H164ZM182 241H180V243H181ZM188 242V241H187ZM196 242V241H195ZM77 243V242H76ZM78 243H81V241L80 242H78ZM109 243V242H108ZM139 243H141V242H139ZM143 243V244H144ZM149 243H147V247H148V244ZM191 243V242H190ZM3 244V243H2ZM18 244V243H17ZM49 244V243H48ZM64 244V243H63ZM89 244V243H88ZM116 244V243H115ZM142 244V243H141ZM195 244V243H194ZM1 245V244H0ZM10 245H11V243H10ZM21 245H22V243H21ZM53 245V244H52ZM65 245V244H64ZM120 245V244H119ZM118 245V246H119ZM132 245V244H131ZM130 245V246H131ZM145 245V244H144ZM149 245H151V244H149ZM160 245V244H159ZM168 245V244H167ZM185 245V244H184ZM187 245V244H186ZM189 245V244H188ZM192 245V244H191ZM196 245V244H195ZM194 245V246H195ZM139 246V245H138ZM141 246H143V245H141ZM171 246V245H170ZM1 247V246H0ZM2 247H4V245H2ZM1 247V248H2ZM6 247V246H5ZM68 247V246H67ZM66 247V248H67ZM79 247V246H78ZM95 247V246H94ZM143 247H145L146 248V246H143ZM143 247H141V249L143 248ZM153 247V246H152ZM156 247V246H155ZM162 247V246H161ZM160 247V248H161ZM174 247V246H173ZM177 247V246H176ZM180 247V246H179ZM8 248V247H7ZM28 248H30L29 246H28ZM33 248V247H32ZM40 248V247H39ZM98 248V247H97ZM125 248V247H124ZM151 247H149V249H150ZM175 248V247H174ZM174 248H172V249H174ZM183 248V247H182ZM185 248V247H184ZM183 248V249H184ZM3 249V248H2ZM80 249V248H79ZM78 249V250H79ZM123 249V248H122ZM147 249V248H146ZM145 249V250H146ZM148 249V250H149ZM153 249H156V248H153ZM193 249V248H192ZM3 250H5V249H3ZM77 250V249H76ZM143 250V249H142ZM141 250V251H142ZM161 250V249H160ZM166 250V249H165ZM171 250V249H170ZM178 250H179V248H178ZM19 251V250H18ZM29 251V250H28ZM158 251V250H157ZM5 252V251H4ZM7 252V251H6ZM12 252V251H11ZM24 252V251H23ZM27 252V251H26ZM69 252V251H68ZM150 252V251H149ZM174 252V251H173ZM177 252V251H176ZM191 251H189V253H190ZM0 253H3V252H0ZM35 253V252H34ZM143 253V252H142ZM151 253V252H150ZM157 253V252H156ZM181 253H182V251H181ZM192 253V252H191ZM57 255H58V253H56ZM81 254H82V256H83V253L81 252ZM166 254V253H165ZM178 254H180L179 252H178ZM186 254V253H185ZM196 254V253H195ZM2 255V254H1ZM7 255H8V253H7ZM7 255H5V256H7ZM101 255V254H100ZM140 255L142 256V254L140 253ZM144 255V254H143ZM148 255V254H147ZM151 255H153V254H151ZM194 255V254H193ZM19 256V255H18ZM20 256H22L21 254H20ZM29 256V255H28ZM49 256V255H48ZM54 256V255H53ZM71 256V255H70ZM189 257H190V255H188ZM228 256V255H227ZM1 257V256H0ZM15 257H16V255H15ZM152 257V256H151ZM154 257V256H153ZM181 257V256H180ZM180 257H179V259H180ZM4 258V257H3ZM116 258V257H115ZM139 258H140V256H139ZM160 258H162V257H160ZM166 258V257H165ZM167 258H168V256H167ZM169 258H171L170 256H169ZM185 258H186V256H185ZM184 258V259H185ZM21 259V258H20ZM82 259V258H81ZM95 259H97V257L95 258ZM58 260H60L59 258H58ZM101 260V259H100ZM175 260H177V262H178V259H176L175 258ZM11 261H12V259H11ZM18 261H19V259H18ZM43 261V260H42ZM161 261V260H160ZM174 261V260H173ZM98 262V261H97ZM154 262V261H153ZM220 262V261H219ZM231 262V261H230ZM22 263V262H21ZM83 263V262H82ZM144 263V262H143ZM156 263V262H155ZM170 263V262H169ZM189 263V262H188ZM1 264V263H0ZM4 264V263H3ZM18 264V263H17ZM79 264V263H78ZM89 264V263H88ZM90 264H93V263H90ZM95 264H96V262H95ZM104 264V263H103ZM158 264V263H157ZM190 264V263H189ZM218 264V263H217Z\"/></svg>",
  "mask_w": 264,
  "mask_h": 264
}]
</instances>
